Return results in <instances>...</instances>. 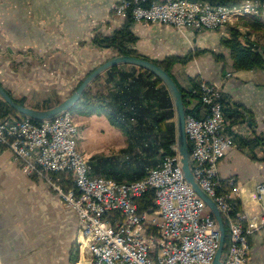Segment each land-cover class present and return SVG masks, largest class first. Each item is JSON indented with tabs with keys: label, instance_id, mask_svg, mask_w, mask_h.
<instances>
[{
	"label": "crops",
	"instance_id": "0c3cea01",
	"mask_svg": "<svg viewBox=\"0 0 264 264\" xmlns=\"http://www.w3.org/2000/svg\"><path fill=\"white\" fill-rule=\"evenodd\" d=\"M117 1L0 0L2 87L29 106L42 102L41 98L46 99L45 106L57 104L83 75L118 55L114 48L96 46L91 41L97 33L111 35L124 23V18L113 14ZM255 18L264 22V16ZM243 22L244 18L233 27L238 30L239 39L262 46V41L241 25ZM129 30L136 38L129 47L152 61L169 55L182 56L191 50L192 42L196 49L205 51L183 66H174L171 73L185 90L191 89L200 78L219 84L224 113L230 116L228 131L238 138L248 140L254 136L260 143L263 141L251 151L237 146L230 149L218 164L220 177H234L240 183L242 191L234 200L236 208L247 217L258 214V205L249 193L256 183L264 182V68L235 70L228 49L220 43L222 37L228 36L225 30L187 29L182 34L169 25L140 22H132ZM131 66L117 64L122 70H130ZM227 71L231 73L229 77L224 75ZM106 77L101 72L98 82L105 92L113 86L112 82L105 83ZM114 80H118V75L115 74ZM55 95L59 96L57 100H47V96ZM187 101L188 108L198 103L194 97ZM231 110L244 114L243 120L234 124ZM77 224L76 212L65 206L42 181L25 175L11 152L0 147V264L70 263L76 259ZM249 243L247 264H264V226L250 235Z\"/></svg>",
	"mask_w": 264,
	"mask_h": 264
},
{
	"label": "built area",
	"instance_id": "2783aa9c",
	"mask_svg": "<svg viewBox=\"0 0 264 264\" xmlns=\"http://www.w3.org/2000/svg\"><path fill=\"white\" fill-rule=\"evenodd\" d=\"M258 0L232 5L203 0H118L113 14L134 22L161 23L180 33L221 30L230 10L259 11ZM227 72L225 77L229 76ZM220 85L201 83L203 116L188 113L184 130L189 167L199 186L216 203L228 229L221 264H247L250 235L264 226V182L256 183L250 198L259 207L248 219L236 209L240 183L220 177L218 164L236 147L225 128ZM74 122L64 111L51 119L0 115V145L11 151L21 171L44 181L77 214V264H210L219 240L218 224L206 203L185 179L177 149L165 156L142 179L117 182L90 173L89 156L79 161L72 149ZM154 190L152 204L145 192ZM142 207V208H141ZM82 243L92 256L84 257ZM69 264V263H68Z\"/></svg>",
	"mask_w": 264,
	"mask_h": 264
},
{
	"label": "trees",
	"instance_id": "16d2710c",
	"mask_svg": "<svg viewBox=\"0 0 264 264\" xmlns=\"http://www.w3.org/2000/svg\"><path fill=\"white\" fill-rule=\"evenodd\" d=\"M206 1L232 5L240 0ZM258 1L262 5L264 4V0ZM131 23L132 20L128 16L122 26L111 35L97 33L91 41L96 46L114 48L117 54L136 55L134 50L126 47L128 42L135 41L134 35L129 30ZM220 43L228 49L229 58L235 70L264 68V53L257 51L250 43L242 42L239 39V32L236 28H231L228 36L220 39ZM203 52L205 51L195 49L188 51L182 56L169 55L161 60L154 61L163 67L174 79L182 93L185 114L193 113L199 116L204 112L203 108L200 107L199 101L195 107H187L188 98L198 97V82H194L191 89L185 90L175 80L171 69L176 65H185L193 56ZM217 58L219 57L217 56ZM104 73L107 76L105 83L112 82V88L110 87L107 92L103 91L102 88L91 91L90 85H96L99 82L100 75L96 76L82 91L80 99L68 111L83 115H105L109 123L118 127L128 138L129 144L126 150L130 157L122 160V163L117 159H111V157L96 158L95 162H91L93 174H104L117 180H122L123 177H127L125 179L128 180L139 178L146 174L148 166L155 165L163 156L173 153L175 125L172 120L174 115L172 99L161 79L146 69H136L132 65L130 70H122L117 68V65H113L104 70ZM115 74L118 75L117 81L114 80ZM15 100L21 105H27L23 100ZM31 107L49 108V106ZM8 114L23 116L0 98V115ZM230 114L235 121L243 117V114L236 110H231ZM234 140L239 146L248 147L249 149H253L263 142L261 141L260 143L258 137L248 140L244 138H236ZM0 147L3 146L0 145ZM188 150L190 151V146H188ZM91 158L93 159L92 156ZM151 201L152 193L149 192L146 195V203L150 204ZM224 227L225 238L222 256L228 241V229L225 220Z\"/></svg>",
	"mask_w": 264,
	"mask_h": 264
},
{
	"label": "rangeland",
	"instance_id": "374dc122",
	"mask_svg": "<svg viewBox=\"0 0 264 264\" xmlns=\"http://www.w3.org/2000/svg\"><path fill=\"white\" fill-rule=\"evenodd\" d=\"M203 1H205V0H203ZM241 1V0H240ZM239 1V2H240ZM238 2V3H239ZM260 3V2H259ZM218 4H220V3H218ZM259 11L258 12H255V11H252V10H250V12H248L247 10H245V9H242V11L241 10H231V12H229V18H236L238 15H244V16H242V17H240V19H242V18H244V22L243 23H241V25L242 26H245V27H247L249 30H248V32H249V34H252L253 36H255V37H257V38H259L262 42L261 43H263L262 44V46L260 47H258L257 45H255V46H253L257 51H261V52H263L264 53V22L262 21H258V20H254V19H256L255 17L256 16H261V18H262V16H264V4L262 5L261 3H260V8L258 9ZM231 14V15H230ZM115 15V14H114ZM247 18V19H246ZM125 19V18H124ZM240 19H238V20H236V21H234V22H232V23H227V25H226V27H224V28H222L221 30H225V31H223V32H225L226 33V35H228L229 34V31H230V29L231 28H233L234 27V25H236L237 23H238V21L240 20ZM131 20H132V22H134V20L131 18ZM264 20V19H263ZM136 23V22H135ZM140 23H142V22H140ZM148 23V22H147ZM156 23V22H155ZM157 24H160V25H163L164 27L165 26H168L167 24H161V23H157ZM171 27H173V26H171ZM174 28V27H173ZM175 29V28H174ZM177 30V29H176ZM220 30V29H219ZM219 30H212V31H217V32H219ZM178 31V30H177ZM205 31V30H204ZM194 32H197V31H194ZM201 32V31H200ZM135 40H136V38H135ZM135 43V41L134 42H128L127 43V45H126V47L127 48H129V49H132V48H130L129 46L131 45H133ZM190 46H191V51H193V50H195L196 48H195V44H193V42L190 44ZM134 50V49H133ZM135 51V50H134ZM135 53H136V51H135ZM119 55V54H118ZM136 56H139V55H137V53H136ZM197 55H195V56H193V58H195ZM229 56V55H228ZM140 57H142V56H140ZM192 58V59H193ZM180 66V65H179ZM181 66H183V65H181ZM20 67V66H19ZM24 67V66H23ZM139 69H140V67H139ZM228 72V71H227ZM226 72V73H227ZM225 73V74H226ZM230 73V72H229ZM224 74V75H225ZM230 75H231V73H230ZM229 75V76H230ZM229 76H227V77H229ZM83 77H85V75H83L81 78H80V80L83 78ZM197 78H198V76H197ZM197 82H198V97H196L197 99H198V101L200 102V100H199V96H200V90H201V83L202 82H209V83H214V82H210V81H206V80H204V79H199V80H197ZM193 86V85H192ZM90 88H91V91H92V88H94L95 90H97V89H100V88H102V86H100V84H96V85H94V84H92V85H90ZM192 88V87H191ZM74 90V89H73ZM72 90V91H73ZM95 90H93V91H95ZM71 91V92H72ZM70 92V93H71ZM69 93V94H70ZM220 93H221V91H220ZM68 94V95H69ZM67 95V96H68ZM46 96V95H45ZM59 96H53V97H51V96H47V100L49 101V100H52V98H53V100L55 101V100H57V98H58ZM61 97V96H60ZM66 97V96H65ZM65 97H61L60 99H62V98H65ZM42 102H37V103H34V105L35 106H37L38 104H40L42 107L43 106H45L44 104H43V102L46 100V99H40ZM52 100V101H53ZM188 100V99H187ZM220 100H221V102H222V110H223V112H224V104H223V100H222V97L220 96ZM188 101H187V106H188ZM26 104H29V103H26ZM50 104H53V103H50ZM173 104V103H172ZM33 105V106H34ZM200 107H202V104H201V102H200ZM54 106V105H53ZM69 112V111H68ZM173 112H174V106H173ZM72 114V116H73V118H75L76 119V121L77 122H79V123H77L78 124V133H77V136H76V148H77V150L81 153V154H83V155H86L84 152H86V153H89V154H91L90 156H89V158L91 159L90 161L91 162H95L94 160L96 159V158H101V157H111V159H117V160H119V161H121V163H122V160H126V158L128 157H130V155H128V151L126 150L127 148H128V144H129V142H128V138H127V136H125L123 133H122V131L118 128V127H116V126H114V125H111L110 123H109V121H108V119L105 117V115H83V114H74V113H71ZM185 114V113H184ZM188 114V113H187ZM187 114H185V116L187 115ZM193 114V113H192ZM205 114V112H202V114L201 115H199V117L200 116H203ZM9 115H11V114H9ZM196 116V115H195ZM224 117H225V128H226V125L229 123L228 122V119L230 118V116H228V115H225V113H224ZM243 118H244V114H243V117L242 118H240L238 121L236 120H234L233 119V122H234V124H236V123H239V122H241L242 120H243ZM172 120L174 121V125H175V113H174V115H173V118H172ZM184 124H185V117H184ZM226 130H227V132H229V134H231L232 135V137H233V139H236V138H238V137H235L236 135H234V134H232V132H230V131H228V129L226 128ZM229 130H230V128H229ZM256 136V135H255ZM254 137V136H253ZM187 138V137H186ZM240 138H242V136L240 137ZM187 140V139H186ZM235 141V140H234ZM188 143V142H187ZM236 143V146L237 147H239V148H241V149H245V148H248V147H242V146H239V144L237 143V142H235ZM189 146V145H188ZM5 148V147H4ZM174 148H176L177 149V147H176V133H175V145L172 147V151L174 150ZM249 149V148H248ZM10 151V150H9ZM249 151H251V149H249ZM11 152V151H10ZM12 154V153H11ZM173 154V153H172ZM172 154H170L171 156H172ZM169 155V156H170ZM188 155H189V150H188ZM12 156V155H11ZM91 156L93 157V159L91 158ZM165 156H167V155H165ZM165 156H163V158L165 157ZM163 158H161V160L163 159ZM160 160V161H161ZM160 161H158L155 165H153V166H148V170H147V172L150 170V169H152V168H154V167H156L159 163H160ZM90 162V166H92V163ZM189 164H190V161H189ZM182 169V168H181ZM90 171H91V167H90ZM146 172V173H147ZM183 172V171H182ZM93 174V173H92ZM26 175V174H25ZM93 175H102V176H105V177H107V178H110V179H113V180H115V181H117V182H131V181H135V180H140V179H142L143 177H144V175L143 176H141V177H139V178H134V179H131V180H128V179H125V178H127V177H123L122 178V180H117V179H115V178H113V177H109V176H106V175H104V174H93ZM183 175H184V173H183ZM27 176H29V175H27ZM29 177H31L32 179H34V180H40L38 177H34V176H29ZM40 181H42V180H40ZM52 192H54L58 197H59V200L63 203V201H62V199H61V197L58 195V193L57 192H55L51 187H49L44 181H42ZM149 192H151L152 193V201L150 202V204H148V205H151L152 204V208L154 209L156 206H155V204H154V201H153V197H154V190H148L147 192H145V201H146V195L149 193ZM249 197H250V193H249ZM64 204V203H63ZM65 205V204H64ZM66 206V205H65ZM237 209V208H236ZM258 209H259V207H258ZM238 210V209H237ZM246 215V214H245ZM256 216H258V214L256 213L255 214ZM254 215H250L249 217H247V215H246V217L248 218V219H251L252 217H253ZM77 227H78V225H77ZM76 233H77V228H76ZM76 236H77V234H75V238H74V245H75V252H76V259L75 260H77V258L79 257V251H78V249H77V244H76ZM219 241V240H218ZM227 245V244H226ZM226 249V248H225ZM224 253H225V251H224ZM224 256V255H223ZM223 256L221 255V262H222V259H223ZM75 260H72V261H75ZM75 264H77V262H75Z\"/></svg>",
	"mask_w": 264,
	"mask_h": 264
},
{
	"label": "water",
	"instance_id": "95a60500",
	"mask_svg": "<svg viewBox=\"0 0 264 264\" xmlns=\"http://www.w3.org/2000/svg\"><path fill=\"white\" fill-rule=\"evenodd\" d=\"M117 64H132L146 69L154 73L157 77H159L163 84L166 86L174 106L176 147L184 177L192 186L194 191L199 195V197L202 198V200L206 203L207 207L214 215L218 224L219 241L210 264H221V255L224 247L225 238L224 223L216 203L199 186L190 170L188 143L184 130L185 112L183 106L182 93L176 85L172 76L163 67H161L154 61L146 59L144 57L136 55L119 54L103 61L102 63L94 67L90 72L85 75V77L81 80L78 86L68 96H66L57 104L49 108L41 109L27 105H21L11 95L7 93V91L2 87L1 84L0 98H2L10 107H12L14 110L22 114L23 116H27L33 120L51 119L57 116L58 114L67 111L75 102H77L80 99L82 91L96 76L100 75V73L106 70L108 67Z\"/></svg>",
	"mask_w": 264,
	"mask_h": 264
},
{
	"label": "bare ground",
	"instance_id": "6f19581e",
	"mask_svg": "<svg viewBox=\"0 0 264 264\" xmlns=\"http://www.w3.org/2000/svg\"><path fill=\"white\" fill-rule=\"evenodd\" d=\"M246 10L248 12H250L249 9H246ZM229 12H231V10ZM255 12H258V11H255ZM67 115L74 122L73 135H72V149H73V152H74V154L76 156V159H78L79 161H86V155L81 154L76 148V136H77V133H78V124L76 123V121L73 118L72 114L70 112H68V110H67ZM36 121H39V120H36ZM223 223H224V220H223ZM82 253L84 254V257H91L92 256V248H91L89 243H82ZM69 264H75V263L74 262H70Z\"/></svg>",
	"mask_w": 264,
	"mask_h": 264
}]
</instances>
